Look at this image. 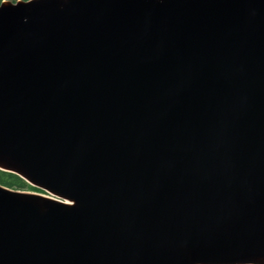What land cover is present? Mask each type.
Returning a JSON list of instances; mask_svg holds the SVG:
<instances>
[{
    "label": "water",
    "instance_id": "water-1",
    "mask_svg": "<svg viewBox=\"0 0 264 264\" xmlns=\"http://www.w3.org/2000/svg\"><path fill=\"white\" fill-rule=\"evenodd\" d=\"M0 169V264H264V0H2Z\"/></svg>",
    "mask_w": 264,
    "mask_h": 264
},
{
    "label": "trees",
    "instance_id": "trees-1",
    "mask_svg": "<svg viewBox=\"0 0 264 264\" xmlns=\"http://www.w3.org/2000/svg\"><path fill=\"white\" fill-rule=\"evenodd\" d=\"M2 0H0L1 2ZM0 184L2 186L14 189V190H21V191H31L37 193H45L42 189L31 185L30 183L26 182L23 178L18 176L15 173L4 171L0 169Z\"/></svg>",
    "mask_w": 264,
    "mask_h": 264
},
{
    "label": "rangeland",
    "instance_id": "rangeland-1",
    "mask_svg": "<svg viewBox=\"0 0 264 264\" xmlns=\"http://www.w3.org/2000/svg\"><path fill=\"white\" fill-rule=\"evenodd\" d=\"M4 1H7V0H4ZM8 1L15 2V1H17V0H8ZM46 195L51 196V195L48 194V193H47Z\"/></svg>",
    "mask_w": 264,
    "mask_h": 264
}]
</instances>
